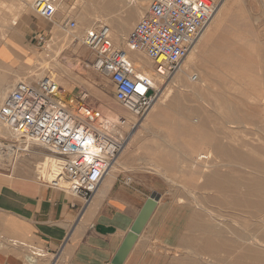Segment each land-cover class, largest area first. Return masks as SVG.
I'll return each mask as SVG.
<instances>
[{
  "label": "rangeland",
  "instance_id": "1",
  "mask_svg": "<svg viewBox=\"0 0 264 264\" xmlns=\"http://www.w3.org/2000/svg\"><path fill=\"white\" fill-rule=\"evenodd\" d=\"M212 1L221 3L217 16L182 67L185 72L174 76V84L166 91L169 95L163 99V111L156 118L149 114L131 135V142L122 154L117 177L145 195L179 202L192 210L182 239L167 252V264H229L239 258L245 264H264L248 252L249 247L260 250L264 246V229L249 226L248 210L234 208L231 205L233 193L220 189L217 178H213L217 171L228 173L244 183L252 176L243 171H231L222 163L227 158L221 154L209 161L199 159L200 154L213 152L217 142L226 146L232 144L240 151L253 152L254 145L264 150V138L247 134L249 130L242 128L241 119V116L251 113L255 122H264V3L261 0ZM150 2L148 0L147 9L130 23L127 19L134 5H130L128 0H78L64 5L55 17L59 24L55 29L56 35L51 31L56 22L48 23L40 18L48 27L49 33H45L50 41L48 48L35 42L36 56L29 54L33 64L23 71L13 69L11 64L0 65V81H7L12 89L22 79L37 81L52 74L69 93L89 90L93 103L100 107L103 115V106H106L117 111L119 118L130 120V114L115 98L110 80L93 69L94 56L90 50L80 40L67 48L66 41L77 36L63 29L62 25L70 7H74L71 11L78 23L79 36L102 22L111 27L116 46L124 48L125 39L146 14ZM25 4V0H0V41L9 34L14 19L21 25L25 13L20 8ZM27 14L36 15L31 7ZM118 26L125 36L118 37ZM74 49L84 52L83 61L75 59ZM130 57L140 72L144 73V70L137 57L151 64L148 70H155L145 52L132 51ZM19 58L24 65L28 64L26 56ZM10 59L11 56L6 60ZM194 75L198 77L196 81L193 80ZM231 121L237 122L235 129L228 125ZM129 131L125 129L126 134ZM231 135L239 139H227ZM0 138L13 142L2 125ZM244 141L251 145L242 147ZM45 154L55 157L40 146H32L28 152H17L12 162L9 160L0 165V176H20L40 182L38 177L43 174L38 165ZM44 179L51 181L52 177L44 176ZM238 192L249 199H258V195L249 193L244 185ZM6 219L0 213V264H29L28 256H33L34 250L15 247L8 241L24 239L6 235ZM262 219L264 222V216ZM66 242L65 248L58 253L39 247L49 255L47 258L34 255L39 260L38 264H48L46 259H57L56 264H64L69 256L68 244L72 240ZM223 243L229 247L230 254L222 251Z\"/></svg>",
  "mask_w": 264,
  "mask_h": 264
},
{
  "label": "built area",
  "instance_id": "2",
  "mask_svg": "<svg viewBox=\"0 0 264 264\" xmlns=\"http://www.w3.org/2000/svg\"><path fill=\"white\" fill-rule=\"evenodd\" d=\"M77 1L33 0L32 9L39 18L54 23L64 5ZM216 8L212 0H152L125 46L145 52L154 61L158 76L167 79L192 52ZM71 10L63 26L79 35ZM35 41L46 48L50 42L44 33ZM81 42L94 56L93 69L110 80L115 98L131 119L122 118L109 130L101 128L103 113L89 90L69 93L52 74L37 81L27 78L12 88L0 106V123L13 141L0 138V162H12L17 152H28L32 146L47 149L60 160V171L52 181L39 176L40 183L87 205L122 151L128 135L125 129L146 118L158 90L156 78L141 74L128 51L116 46L108 24L101 22L85 30ZM197 79L194 75L193 80Z\"/></svg>",
  "mask_w": 264,
  "mask_h": 264
},
{
  "label": "crops",
  "instance_id": "3",
  "mask_svg": "<svg viewBox=\"0 0 264 264\" xmlns=\"http://www.w3.org/2000/svg\"><path fill=\"white\" fill-rule=\"evenodd\" d=\"M28 8L19 31L12 35L8 45H0L2 53L11 56L10 60L1 59L0 65L11 64L18 71L33 64L29 60L24 65L19 56L33 59L29 54L36 56L35 37L49 33L38 16L27 14ZM2 84L8 82L0 81ZM117 175L106 176L87 205L37 180L1 175L0 213L7 218L6 235L23 238L34 248L42 247L51 253H58L65 248L66 241L72 240L64 264H167V252L182 239L192 210L179 202L157 199L142 233L117 263L125 239L151 197ZM46 262L56 264L57 259Z\"/></svg>",
  "mask_w": 264,
  "mask_h": 264
},
{
  "label": "bare ground",
  "instance_id": "4",
  "mask_svg": "<svg viewBox=\"0 0 264 264\" xmlns=\"http://www.w3.org/2000/svg\"><path fill=\"white\" fill-rule=\"evenodd\" d=\"M220 1H218V2H220ZM25 3H27V4H25V7H23L22 9L20 8V11H24V13L27 12V9H26L27 6L32 8V3H30V1H27ZM128 3L132 6L134 5V8L131 9V11L128 15L127 21L129 23L134 21L135 19H137L141 15V13L144 12L145 9H147V6H148V0H128ZM215 4L217 5L215 14L213 15V18H212L210 24L208 25V27L205 29L204 33L210 27V25L214 21L215 17L217 16V13L220 9L219 4H221V3H219V4L215 3ZM149 6H150V4H149ZM53 21L55 24V22H56L55 18ZM18 25H19L18 21L16 19H14L10 25L9 34H6V36H4V38H2V41H0V45H3V44L8 45L12 35L19 31ZM57 27L59 28V24L56 22V26L52 30V32L55 31V29ZM62 27H63V29H65L63 25H62ZM118 27H119L118 31H117L118 37L120 38V37L125 36L124 35L125 33H124L123 29L121 28V26H118ZM53 33H54V35H56L57 31H55ZM204 33H203V35H204ZM203 35L201 36L200 40L202 39ZM76 36L77 37L73 36L74 39L66 41L68 44L67 48L74 46L75 41H77V40L81 41V36H79V35H76ZM200 40L198 41V43L200 42ZM198 43L196 44V46L194 47L192 52L188 55V57L179 65L176 72L173 73L169 78L165 79L167 81L160 80L159 79L160 77L157 74V69L155 68V70L153 69L152 71L148 70L147 68H151V64L149 65V63L146 62L144 59L137 57V61L140 65V67H142V69L144 70V73H141V74H146V75L153 76L156 78L157 83H156L155 87L158 90V96H157L156 102L152 106V108L149 111L146 118L144 120H142L141 122H139L136 125V127L126 128V129H130L129 134L124 137L125 143H124L123 149L120 152V154L118 155V157L116 158V160L111 165V168L108 171L107 177H114L117 174V172L119 171V166L121 165L122 154L125 152V150L129 146V144L131 142L130 137H131V135H133V133L136 131V129L147 119L149 114H150L151 118H154V117L156 118V117H158L159 113L161 111H163V109H164L162 106L163 101H164L163 99L167 98V96L169 95V94L167 95L166 91L169 90V86L171 84H174V76L178 72H185V69H182V67L184 66V64L186 63L188 58L192 55V53L194 52ZM1 49L2 48H0V63H1V59H5L7 57L6 54L2 53ZM124 49H126L128 51L129 57H130V52L134 51V50L128 49L127 45H126V47H124ZM72 51H73V56L75 57V59L77 61H79V62L83 61V58H82V55L84 54L83 51H80L79 49H74ZM135 51H139V50H135ZM28 59L30 61L32 60L30 57ZM150 60L153 62V64H155L152 59H150ZM154 67H155V65H154ZM10 90H12V89L9 86V84H7L5 86H4V84H2L0 86V104H2L6 100V98L8 97V95L11 92ZM103 110H104L103 111L104 115L100 121L101 128L109 130L114 125H116L120 119H122V117L119 118L117 111H115L114 109H112L110 107L103 106ZM236 112H237V110H236ZM232 115L234 116L235 114H232ZM237 115H239V114H237ZM260 118L262 119V117H260ZM241 119L243 120L242 128L250 131V132L248 131L247 134H249V135L253 134L255 136H258L259 138H261V137L264 138V122H261L262 124L259 122H255L254 121L255 116L251 113H249V115L246 117L241 116ZM127 120H129V119H127ZM0 125H2V124L0 123ZM228 125H230V126L232 125V127H230L231 129H235L238 126L237 122H235V121L228 122ZM240 127L241 126H239V128ZM4 129L8 132V135H12L7 128L4 127ZM227 139L237 140L239 138H237V136H235V135H231V136H228ZM250 145H251L250 142H247V141H244L243 144H241V146L244 148L247 146H250ZM252 145H253V143H252ZM253 148L254 149L252 151L254 153L251 152V150L247 151V152L246 151H240L239 148L234 147L232 144L226 146V145H219V143L217 142L213 152H209L206 154L204 153V155L200 154L199 159L209 161V160L213 159L214 157H217V158L220 157L219 155L221 154V155H224V157L226 156V158H227V160L222 161V163L224 164V166L229 167L231 169V171H233L234 173H240L243 171V173L249 174L250 176H252V178L247 183H244L241 179L235 178V177L233 178L228 173L223 174V173H220L219 171H217L213 174V178H215V177L217 178L216 183L220 187V189H225V190L231 191L233 193L231 205L236 209L241 208V209L248 210V212H247L248 223L249 222L251 223L249 226H254L257 228L264 229V222L262 219L264 216V150H262L261 146H258V145H256V146L254 145ZM12 155H14V154H12ZM1 159H2V157H1ZM225 162H226V164H225ZM1 164H2V162H0V165ZM38 168L40 169V173L43 174L42 177H44V176L50 177L51 176L52 177L51 181H52L58 175V173L60 171V160L56 157L45 154L44 159L40 163V165H38ZM243 185L246 187V189L249 193L257 194L258 199L257 200L249 199L246 196L240 194L238 191H239L240 187H242ZM244 213H245V211H244ZM242 238H243V236H242ZM8 241L11 242L13 244V246H15V247H25V248H29V249L34 250L33 256H28L29 264H38L39 260L36 256H39V257H45L46 256V253L43 250H40L38 248H34L33 246H31L30 244L26 243L25 241H23L21 239H8ZM243 241L246 242V240L244 238H243ZM250 241L251 240H249V242ZM249 242L247 241V243H249ZM228 248L229 247H227L226 244L224 245V243L221 245L222 251L226 250L228 252ZM263 249H264V246H262L260 250H254L253 248L249 247L248 252L250 253L251 256L252 255L257 256L256 259H258L259 261L264 262ZM34 255H36V256H34ZM236 259H238V258H236ZM240 259L241 258H239L236 261L230 262L229 264H245V262H242V260H240Z\"/></svg>",
  "mask_w": 264,
  "mask_h": 264
},
{
  "label": "water",
  "instance_id": "5",
  "mask_svg": "<svg viewBox=\"0 0 264 264\" xmlns=\"http://www.w3.org/2000/svg\"><path fill=\"white\" fill-rule=\"evenodd\" d=\"M157 206V198L156 196L150 197L142 208L138 218L136 219L133 227L130 230L127 238L125 239L123 246L118 254L116 262L119 263L127 253L131 250L133 245L138 239V236L142 233L147 221L149 220L151 214L155 210Z\"/></svg>",
  "mask_w": 264,
  "mask_h": 264
}]
</instances>
